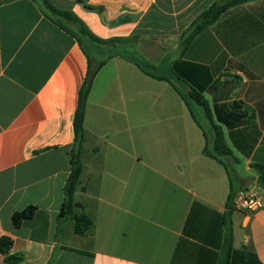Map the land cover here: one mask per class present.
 I'll return each mask as SVG.
<instances>
[{
	"label": "crops",
	"instance_id": "1",
	"mask_svg": "<svg viewBox=\"0 0 264 264\" xmlns=\"http://www.w3.org/2000/svg\"><path fill=\"white\" fill-rule=\"evenodd\" d=\"M48 1L100 40L139 41L110 45L122 52L88 97L74 214L93 227L80 235L59 214L88 59L39 1L0 4V239L12 240L9 255L19 264H264V209L231 200L240 190L264 198L252 167L264 164V0L228 9L183 56L180 35L218 0ZM132 53L181 91L203 93L239 160L229 172L204 155L178 90L142 72ZM164 64L170 75L159 73ZM30 207L34 216L14 227L12 215Z\"/></svg>",
	"mask_w": 264,
	"mask_h": 264
},
{
	"label": "trees",
	"instance_id": "2",
	"mask_svg": "<svg viewBox=\"0 0 264 264\" xmlns=\"http://www.w3.org/2000/svg\"><path fill=\"white\" fill-rule=\"evenodd\" d=\"M9 1L12 0H0V4ZM36 1H41L43 3V9L45 8L44 12L46 13V16L48 18H50L57 26L65 29L68 33H70L77 39L88 59V72L79 92V102L74 117L75 141L70 151L71 171L64 187V202L59 214V219L73 217L75 220V232L77 234L83 235L93 227V222L85 213L75 215L74 211L76 208L81 207V205L76 202L75 193L78 188H80L81 184V154L83 144L85 142L84 121L86 116L88 97L92 89L94 80L99 71L105 66L109 59L116 55H120V53L122 52L118 49H115L117 50L116 52L107 54L108 51L112 50L110 45L123 42L131 43V41L133 40L135 44H137L139 41V37L134 36L125 40H100L96 38L72 13L56 9L50 4L48 0ZM248 1L250 0H218L213 3L207 10L201 13L180 35L178 45L179 56H183L188 46L197 37V35L207 27L217 22L220 16L228 9ZM60 19L72 23L76 27V29L74 31H70L65 27L64 23L60 21ZM85 45H88L92 49H96L97 52L101 50L103 58L95 61L89 55V52L86 49ZM169 57L170 56H167L165 58V61L169 59ZM135 64L145 74L159 80H166L178 90V92L186 102L195 122L202 129L205 137V146L203 150L204 155L220 162L222 165H224L228 172V161L239 163V160L234 157L232 150L227 145L222 128L219 124L216 123L212 109L201 91L195 90L194 88H189L187 91H181L177 87L175 81L158 75L156 73L158 67L151 65L148 61L142 58L135 60ZM252 167L258 171L259 183L262 187H264V164H252ZM234 195L235 193L231 195V200L233 199ZM35 212L36 208L34 207H30L29 209L24 211L15 212L11 218L13 226L16 228L20 227L23 221L32 218ZM11 246L12 240L9 237H2L0 239V253L6 255V262L8 264L21 263L23 261L22 257L9 255Z\"/></svg>",
	"mask_w": 264,
	"mask_h": 264
},
{
	"label": "built area",
	"instance_id": "3",
	"mask_svg": "<svg viewBox=\"0 0 264 264\" xmlns=\"http://www.w3.org/2000/svg\"><path fill=\"white\" fill-rule=\"evenodd\" d=\"M232 206L238 210L256 213L264 209V198L249 190H240L233 196Z\"/></svg>",
	"mask_w": 264,
	"mask_h": 264
},
{
	"label": "rangeland",
	"instance_id": "4",
	"mask_svg": "<svg viewBox=\"0 0 264 264\" xmlns=\"http://www.w3.org/2000/svg\"><path fill=\"white\" fill-rule=\"evenodd\" d=\"M40 3H41V5H42V7H44V5H43V3L41 2V1H39ZM45 9V8H44ZM60 21L62 22V23H64V24H67L68 22L67 21H65V20H63V19H60ZM85 47H86V49L88 50V52H89V55L91 56V58H93L95 61L96 60H98V59H101V58H103L102 56H103V54L101 53L102 51L100 50V51H96V49H92L91 47H89L88 45H85ZM117 50H115V49H112L111 51H108L107 52V54H110V53H112V52H116ZM131 56L133 57V58H135V59H139V58H142V57H140V56H137L136 54H131ZM161 72H165L166 74H168V75H170L169 73H170V69H169V67L168 66H166V64H164L163 65V67H162V69L159 71V73H161ZM181 82H179V84H180ZM183 84V83H182ZM184 86L186 87H183V89H184V91H186L185 89H187V85L186 84H184ZM181 88H182V85H181Z\"/></svg>",
	"mask_w": 264,
	"mask_h": 264
}]
</instances>
